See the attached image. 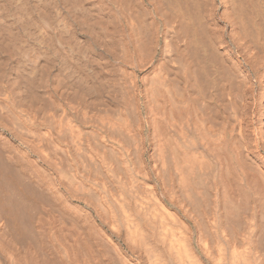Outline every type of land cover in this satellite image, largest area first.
<instances>
[{
    "label": "bare ground",
    "instance_id": "1",
    "mask_svg": "<svg viewBox=\"0 0 264 264\" xmlns=\"http://www.w3.org/2000/svg\"><path fill=\"white\" fill-rule=\"evenodd\" d=\"M0 264H264V0H0Z\"/></svg>",
    "mask_w": 264,
    "mask_h": 264
}]
</instances>
